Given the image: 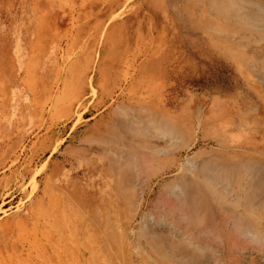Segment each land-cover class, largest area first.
<instances>
[{"label":"rangeland","instance_id":"obj_1","mask_svg":"<svg viewBox=\"0 0 264 264\" xmlns=\"http://www.w3.org/2000/svg\"><path fill=\"white\" fill-rule=\"evenodd\" d=\"M36 1H28L31 10L25 12L24 19L27 23L30 20L31 25L39 27L32 10ZM254 1H263L264 4V0ZM20 3L21 0H3L1 5L10 15L15 13ZM62 3L71 9L70 30L64 34L57 32L55 47L51 48L49 54L40 55L43 50L39 47L29 49V54L34 56L27 68V74H19L16 65L10 60L9 52L8 57L6 55L1 58L4 63L0 66V264H125L130 253L136 254L138 249L134 247V242L132 247L125 246L128 240H121L120 237L130 224L135 228L139 224L141 227L143 225L140 219L131 218L137 211L130 205L128 206L132 208L127 210V205L125 206L112 187L116 182L124 183L123 180H126L120 178L116 169V166L121 164L118 162L113 166L103 164L102 161L90 162V157L99 160L97 150L110 145L100 141L98 137L113 123L117 110H122V102L138 105L141 101L143 106L147 105L176 121L181 130L187 133L186 141H182L181 135L180 142L177 141L179 137L177 139L175 136L179 134H174L171 139L168 135L167 139L169 131L163 128L167 131L164 130V138L160 125L162 132L158 130L163 138L158 135L157 128L153 127L157 132H154L155 135L151 134L152 137L149 133H137L135 139H132L134 141L131 140L133 143H127L130 144L128 147L124 143L128 140L127 136L124 142L122 140L124 144L117 142L119 146L125 147L116 150L114 146L111 147L112 153L115 151L114 154L123 151L132 157L137 149L139 151L142 148L141 153L146 151L144 139L155 144H165L167 140L169 142L166 145H173L172 148H176L178 144L180 147L185 143L189 144L181 148L177 146L176 150L172 149L174 151L167 153L166 161H170L166 162L168 166L164 165L165 169L178 166V172L176 176L174 172H168L157 180L154 179L147 204V210L153 209V212L156 205L161 204L158 200L165 196L166 192L169 193V185L173 186L172 182L178 184L175 178L179 174L192 176L207 158L213 157L214 161L220 163L226 159V163L232 162L233 159H256L263 161V164L264 80L260 77L264 78V39L258 42L260 45L252 41L254 35L257 36V41L261 37L253 26L234 29L233 20L237 23L238 15L234 16V19L233 16L232 19L226 17L225 23V18V21L222 19L224 16H218L215 5L212 10L208 0H63ZM116 3L119 6L115 5ZM33 8L35 12L40 9L36 6ZM21 9L18 10L19 15L22 13ZM206 24L211 27L219 25V32L213 28H202L207 26ZM29 33L32 36V32ZM237 37H240V40ZM249 41L253 43L250 44ZM153 128L151 131H154ZM69 132L68 138L64 139ZM93 137H97L98 142ZM170 140H176L175 143L178 144L175 145ZM134 143L138 144L136 148L140 145L143 147L140 146L131 153L129 150L131 146L135 147ZM69 147H72L70 153L82 156L86 163L81 172L82 179L73 177L71 183H86L87 187L91 188L94 182L99 187L97 193L76 189L65 191L57 186L62 181L60 177L51 174L53 160H61V154ZM131 150L133 151V148ZM55 151L58 153L50 157ZM114 154L109 153L108 157L112 155V158H119L120 155ZM144 154L142 156L145 157ZM124 155L126 154L121 155L124 161L121 162V158L117 161L125 162ZM49 157L51 161L48 163ZM130 157L126 159L130 160ZM193 160L198 161L195 163L196 166L198 164L195 169ZM138 162L136 159L135 163ZM125 167L124 165L122 169ZM191 168L195 172L191 173ZM152 174L145 177L143 185L150 181ZM252 177L248 165L238 172L232 171L228 176L220 178L225 181L228 179L229 187L235 185V188L232 187L235 192H232L233 189L228 187L227 182H223L227 192H231L233 196H228L226 191H220L221 196L226 195V202L231 197L229 205L233 204L231 200H234L233 205H236L235 208H229V205L225 208L231 211L244 209L232 197L236 195V198H240L241 195L243 198V190L249 188ZM119 178L121 182L117 180ZM220 182L222 183V180ZM127 183L126 180L124 184ZM211 183L218 188L216 183ZM262 187L258 190V197H262L259 203L257 202L259 207H249L251 202L245 205V210L255 211L258 224H262L256 226L264 233ZM137 192L140 193V189ZM137 192L134 191L132 195L136 197ZM33 199L38 202L32 218L30 214L26 215V210ZM217 199L216 196V205H225H221L225 199L222 201V198H219L221 200L218 203ZM88 200L100 207L91 210L93 204L88 207ZM137 200H132V203L137 204ZM111 205L117 209H112ZM219 207H215V222L206 219V222L200 221L201 228L211 223L215 226L216 223L214 229L217 232H214L213 236L210 235V241L208 237L205 238L212 243L211 247L202 237L207 243L203 245L209 249H200L205 247L200 245L199 251L207 252V259H213L212 264H264V243H253V239L248 240L249 236H241L239 230L235 231L230 214L223 218L224 220L217 218V214H220ZM158 208L155 209L158 211ZM118 209L123 213L118 214ZM103 211L106 214L103 215ZM86 214H89L88 219ZM249 214V217L255 218L253 213L251 216ZM103 219H106L103 222L106 228L102 224ZM109 225L111 228H108ZM113 226L117 233H120V237L117 236L119 234L115 236ZM89 229L94 231L89 232ZM94 232L100 238L104 234L103 237L108 238L107 236H111L108 233H114V239L119 237L115 239V243L121 241L119 244H111L113 237H109V241L105 238L95 239L97 236L95 237ZM86 235H89L90 241ZM101 240L103 243L107 241L109 248L118 245L116 247L123 258H120L119 254L118 259L115 257L118 251H114L115 256L110 255L111 259L106 258V242L103 244ZM88 245L92 247L93 253L90 257H85L83 254ZM202 252L201 258H206Z\"/></svg>","mask_w":264,"mask_h":264},{"label":"bare ground","instance_id":"obj_2","mask_svg":"<svg viewBox=\"0 0 264 264\" xmlns=\"http://www.w3.org/2000/svg\"><path fill=\"white\" fill-rule=\"evenodd\" d=\"M262 2L263 1H261V3H260L259 1H254V0H208L209 7H211V9H212L213 5H215L217 12H219L218 16H220V14L224 16L222 19L224 20V18H225V20H226L225 23H227V18L226 17H229L230 19H232V16H233V19H234V16L237 17V15H238L239 22H238L237 18H236L237 23H236L235 20H233L235 22V25H234L235 28L234 29L238 30L237 28H241V27L243 28L244 26H247V27L253 26V27H255L254 29H257L259 31V35L261 37H259L260 40L257 41V39L255 40V38L257 36L255 37V35H254V40H252V41H254V43L255 42L258 43V42L262 41V39H264V4H262ZM115 5H117V3ZM155 5H157V4H155ZM117 6H119V5H117ZM156 8H158V6ZM184 10H185V8H184ZM234 22L232 24H234ZM208 25H210V24L208 23ZM208 25L205 26V27L202 26V28H205V30L206 29L207 30H211V28L219 30V28H218L219 25L218 26L216 25L214 27H211V26H208ZM212 25H215V24L213 23ZM208 27H210V28H208ZM251 29H253V28H251ZM224 32H226V31H224ZM242 32H243V30H242ZM234 35L235 34L233 33V37H234ZM229 36H230V34H229ZM240 37H237V38H239V40H240ZM247 37H249V36H247ZM237 41H238V39H237ZM241 42H243V41H241ZM251 42L249 41L250 44H251ZM245 44H247V43H245ZM258 44L260 45V43H258ZM183 65H184V63H183ZM260 78L264 80V78H262V77H260ZM263 86H264V82H263ZM131 103L122 102V104L120 106V108L122 107L121 108L122 112L117 110V113H116L117 116L113 118L114 119L113 123L111 125L109 124V127H107L104 130V132L101 133V136H99L100 134L98 133L99 134L98 136L100 138L98 136L97 137H98V139L100 141L104 142L105 144H110V145L101 147L100 150H97L99 155H100V156H98L99 160H94V159H92L93 157H90V159H89L90 162H93V163H95L96 161L97 162H101L102 161L103 164H111V165L117 164L119 162V164H121V165L120 166L117 165V166H119V168H117V166H116V169H118L117 171L120 174V178L126 179L128 181L127 184H124V183H126V180L122 179L123 181H125L123 183V182H121V180L119 178L117 180H119L121 183H117L116 182V184H114V186H112V187L115 190L116 195L122 200V202L125 204V206L127 205V207H126V208H128L127 210H130L132 207L135 208L137 213L134 211L136 214H135V216L133 215L131 218H133V220L140 219V221L142 222L143 226L142 227L139 226L140 225L139 222H138L139 225H138L137 228H135V226L132 227V225L130 224L129 228L126 227V229H125L126 231L124 232V235L122 234V237H120L121 236L120 233H117L118 231L113 226L115 231H116L115 236L117 234H119L117 236H119L121 240H122V238L123 239L125 238V239L128 240V243L125 246L130 245L132 247V243L134 242V247L138 249V252L136 254L133 253V252H132L133 254L130 253L131 255L128 256V262L125 263V264H199V263H201V261L203 262V258H205L204 256L201 258V256H202L201 252L203 250H201V252L199 250L200 249H205V251H207L209 248L206 249V246L203 245V244H207V243H205V241H203L202 237L204 239L208 237V240L210 241V239H211L210 235L212 234L211 236H213V234H215L214 232H217V231L214 229V227H216V223H215V226L213 225V223H211V224H209L210 226L206 225L204 228L203 227L201 228L202 225H200L201 224L200 221H204V219H206V220H209V221L212 220V222H213L215 220V211H216L215 207L216 206L219 207L218 206L219 205L218 202L221 200L219 198H222V201H223V199H225L224 197L226 196L225 195L224 197H222L220 191H226V193H228L227 192V188H226V186L223 183L225 180L220 179V178H223L224 175L228 176V173L231 174L232 171L238 172L239 170H241L242 167L248 166V165H249V167L251 169L252 176H253L251 181H250V186H249L248 189L244 188L243 193H242V197L243 198H241V195H240L241 199L239 197L236 198V195H234V197H232L233 199H236V201L239 202L244 207V209H242V211H239V210L238 211L237 210L236 211L235 210L231 211V210H229L230 207H234L235 208L236 205L234 206L233 204H235V201L231 200L232 203H233L232 204L233 206L231 204H230L231 205L230 206L228 202H229L231 197L228 199L227 202H226V199H227L226 198L224 200L225 202L221 203V205L224 204V203H225V205H222L223 207L220 205L221 207L218 208V211H220L219 212L220 214H217L216 217L220 218V219H223V218H226V216L228 214H230L229 217L232 218V220H233V222H232L233 224L232 223L231 224L233 225V228H234L235 231L239 230L240 231L239 233L241 234V236H244V235L246 237L249 236L248 240L251 241L253 239L255 241L253 243H256V242L264 243V235H263L264 233H262L263 230L257 228V226H256V224H258L259 222H257V216L254 214L255 211L251 212V210H249V212H251L249 214V212L245 210L247 208V207H245V205L250 204L251 202L252 203H251V205L249 207H251V208H253L254 206L256 208H257V206L259 207L260 204L258 205V203H259L258 201L262 197L261 198L258 197V192H259L258 190H260V188H259L260 186H263L262 188L264 189V168H263L264 167V165H263L264 163L262 164L263 161H259V160L257 161L256 159H254V160L233 159L232 162H230V163L227 162L226 163L225 161L227 159L225 158L226 159V160L224 159L225 163L224 162L220 163V162L214 161L213 157H210V159L207 158V159H205L204 162H202L200 168L198 170L196 169L197 172H195L194 169L198 166V164H197V166L195 164V163H198V161L196 162L195 160H193L194 163L192 162V164H194V169L192 170V168H191L190 171H191V173H193L192 171H194L195 173H193L192 176H185L183 174H179L178 177L175 178V180L178 181V184L175 185L174 182H172L171 185L173 184V186L169 185V187H170L169 193L166 192L167 194L165 193V196H162L159 199L160 201L157 199L158 202L161 203V204H160V206L156 205V207L157 208L159 207L161 210L158 208V211H157V209H155L156 207L155 208L152 207V208H154V212H153V209H152V211L150 209L147 210V204L149 202L148 198H149V195H150L151 186L154 183V179L157 180L158 178L162 177L164 174H167L168 172H174L175 176H176V174L178 172V168H177L178 166L177 167H171L169 169H165L164 165L168 166V164L166 162L170 161V160L166 161V158L168 156L167 153H169V151L170 152L174 151L172 149L176 150V148L180 147V145L178 144V142H177L178 145L175 143L176 140H170V142L173 141V144L175 143V145L178 146V147L176 146V148H172L173 145H171L172 147L171 146H167L168 142H169L167 140H165V142H166L165 144H163V142L155 144V143H151L150 140H145L144 139V145L146 146V151L144 150V153L146 152V154H144L143 152L141 153L142 148H141V150L138 151L137 148L142 146V145H140V143H139L140 146H138L137 148H136V146L138 144L134 143L135 147L131 146V149L133 148V151L130 148H129L130 149L129 151L132 153V152H134L137 149L136 151L140 152L141 154L135 152L136 154L133 153V155H131L132 157H130L128 152L126 153V152L121 151L122 152L121 153L120 151L117 150L121 154L119 153V155H120L119 156L117 154L118 152L116 151L117 153H115V154H117V156H119V158L118 157L116 158V156H115V158H112V155H110L113 160L110 158V156L108 157L109 153L114 154V152H115V151H113V153H112L111 147L114 146L113 148H115V150L117 148H121L122 149L123 147H125V145H123V147H121V146H119L117 144V142H119V144H120V141H121V143H123L125 141L124 138H127V137H128L127 139L130 140V142H128V140H126V142H124V143H126V146L128 147L130 144L128 145L127 143H133V142H131V140L135 139L134 137L137 136L136 135L137 133L138 134L140 133L141 135H145V133H149L150 136H151V134H153L154 132L158 131V135L162 136V134H160V133L162 132L163 128H165V129H167L169 131L167 133V135H166V133L164 134V130L165 129L163 130V134H164V136L165 135L167 136V139H169V138L171 139L176 134L177 135L179 134V136H175V138L177 137V139L179 137V139L177 141L181 140L180 139V135L183 136V137H181L182 141L183 140L186 141L187 140L186 139V134L187 133L185 131L181 130L180 125H178L176 123V121H173V119L167 118L164 114H161L158 111L156 112L155 110L147 107V105L143 106L142 104H140V103H142V101L138 105H134V104H131ZM241 122L244 124L243 120ZM160 125L162 127V130L159 127ZM153 127H156L157 131H155V128H153ZM151 128H153L154 131H151ZM158 129H160V131H161L160 133H159ZM215 129H216V127H215ZM171 133H172V135H171ZM149 134H146V135H149ZM153 135H155V133ZM168 135H170L169 138H168ZM125 136H127V137H125ZM156 136H157V134H156ZM164 136H162V138ZM166 136L164 138H166ZM226 136H227V134H226ZM226 136H224V137H226ZM97 137H95V138L93 137V139L94 140L96 139V141L98 142ZM160 138L158 140H160ZM230 138H232V137L230 136ZM146 139H148V136H147ZM122 140H123V142H122ZM151 140H153V138ZM132 141H134V140H132ZM221 141H223V140H221ZM138 142H141V141H138ZM113 144H116V145H113ZM185 144H186V146L189 145L187 143H185ZM185 144L182 145V146L185 147ZM117 146H119V147H117ZM109 150H111V151L108 153ZM123 153L126 154V155H124V156H126V158L130 157V160L129 159L127 160L124 157V159L127 161V162L126 161L123 162L124 164L121 163L122 161H124L123 157L121 156ZM142 154H144L145 157L142 156ZM134 155L137 158L133 157ZM120 158H121V162L117 161ZM132 159L134 160V162H133ZM136 159H137V161L139 160V162H141L140 164L143 165V166H141L139 164V162H138L139 167L140 168L142 167V169H139V167L137 166L138 164L135 163ZM131 161H132V163H131ZM124 165L126 166L125 167L126 170H124L125 168L122 169ZM132 166H133L134 169L131 168ZM105 167L107 168L108 166L105 165ZM119 169H122L121 170L122 173H121V171H119ZM187 169H190V168H187ZM125 171H126V173H125ZM184 171H185V169H184ZM245 171H246V169H245ZM148 174H152V178L150 179V181L146 182L147 184L143 185ZM186 174L188 175V173H186ZM248 176H246V177H248ZM241 177H243V176H241ZM226 178H228V177H226ZM218 179H220V181L222 180V183L220 181L218 182L217 181ZM240 179L243 180L242 178H240ZM241 180H239V181H241ZM115 181H116V179H115ZM172 181H174V180H172ZM211 181H213L214 184L216 183L218 185V188H215L214 185H212ZM227 181H229V180L226 179L225 183ZM227 185H228V182H227ZM229 186L230 185H228V187ZM234 186H232V187L235 188ZM245 186H247V185H245ZM132 187H138L140 189V193L137 192L139 189L138 190L136 189L137 190L136 191ZM232 187H229V188H231V190H232L233 189ZM229 188H228V191H230ZM263 189H261V191ZM131 191H132V193H131ZM134 191L137 192L140 195L139 198H138V194L135 195L136 197H134L132 195V194H134ZM232 192H235L234 189L232 190ZM250 192H252V193H250ZM218 193H220V195ZM260 193H262V192H260ZM161 195H162V193H161ZM222 195H224V194H222ZM230 195H231V192L228 193V196H230ZM94 196H93V198H94ZM216 196L219 199V200L218 199L216 200L218 205H216V203H215ZM231 196H233V195H231ZM132 197H134L135 199L132 198ZM93 198H91V199H93ZM136 198L138 199L137 200L138 203L136 204V202H134V201L133 202L135 204L132 203V200L136 201ZM81 202H84V201H81ZM87 202H88V207L92 206L91 204H93V201H89L88 200ZM226 203H228V204H226ZM239 203H237V204H239ZM114 205L113 206L111 205L112 209H113ZM128 205H130L132 207H130ZM135 205L136 206L138 205V206L136 207ZM227 205H229L228 206L229 208H225V206L227 207ZM94 206L95 205L93 204V206L91 207L92 208L91 210H93L94 208L97 210V208L100 207V206H97V205H96L97 207L96 206L94 207ZM114 208H116V207H114ZM137 208H138V210H137ZM234 208H231V209H234ZM262 208H263V206H262ZM119 209H118V211H120ZM88 210H90V209L88 208ZM88 210H85V211L89 212ZM100 210L101 209L99 208V212L102 213V211H100ZM105 211H103V215L106 214V213H104ZM114 211H115V209H114ZM121 211L118 212V214L119 213L122 214L123 212H121ZM97 212H95V213H97ZM101 213H99V214H101ZM252 213L255 216V218L253 216H252L253 218L248 216V214L251 216ZM99 214L97 213V215H99ZM108 214H109V211H108ZM86 215H87L86 216V218H87L89 216V214H86ZM90 215H91V212H90ZM168 216H170V217H168ZM93 217H95V216H93ZM93 217H92V219H94ZM117 217H116V219L118 220ZM230 218H228V219H230ZM106 219H103L102 224H103L104 220H106ZM108 219H110V218H108ZM228 219H227V221H228ZM259 219H261V217L258 218V220ZM98 220H100L99 222H101V219H99V217H98ZM130 221H131V219H130ZM89 222H91V221H89ZM204 222H206V221H204ZM260 223H261V221H260ZM89 224L90 223H88V225ZM102 224H100V225H102ZM105 225H104V227H105ZM259 225H262V224H258V226ZM127 226H128V224H127ZM91 227H93V225ZM102 227L103 226H101L100 228H102ZM109 227H110V225L108 226V228ZM235 227H236V229H235ZM262 229H263V227H262ZM127 230H129V231H127ZM213 230H215V231H213ZM93 231L94 230L91 231L89 229V232H93ZM99 232H101V230ZM140 232H142V233H140ZM86 234H87V232H86ZM96 234L97 233H95V237L97 236V238H95L93 236L95 239L99 238V240H100L101 238H105V237H103L105 234L102 235L101 238H100L99 235H96ZM89 235H91V234L89 233ZM89 235H86L88 239H89ZM108 235H111V236H107L108 238L109 237L111 238V237L114 236V233H108ZM119 237H115V239L116 238L119 239ZM108 238H105V240L106 239L108 240ZM115 239H114V237L112 238V240L114 241L113 243H112V240L109 239L111 241L110 243L114 244L115 243ZM121 240H118V242L121 241ZM208 240H206V241H208ZM88 241H90V239ZM209 241H208V246H210L212 244L211 242L209 243ZM101 242H102V240H101ZM105 242H104L105 244L102 242L104 244V247H106L109 244L107 241H105ZM118 242H116L115 244H117ZM200 245L205 246V247L202 248ZM116 246H118V245H116ZM116 246L115 247L112 246V248L110 246L111 249L107 246V250H106L107 251L106 252L107 255H105L106 258L109 257L111 259L112 255L115 256L114 253L116 251H118V248ZM115 248H117V250ZM110 250H111V252H110ZM98 251H100V250H98ZM262 251H263V249H262ZM112 252H113V254H111ZM198 252H200V253H198ZM92 253H93V249H92L91 246L88 245L86 247V252L83 255L85 257L86 256L90 257L92 255ZM116 254H117L115 256L116 258L118 256V254H119V257L120 256L122 257V255L119 253V251H118V253L116 252ZM198 255H199V260H200V258L202 260H200V261L198 260ZM84 256H83V258H84ZM205 256H206L205 261L208 262L209 260L207 261V256H208L207 252L205 253ZM209 257H211V256L209 255ZM116 258H114V259H116ZM117 259L115 261H117ZM210 261H209V263H210ZM212 261H213V259H212ZM212 261H211V264H212ZM203 263H201V264H203ZM205 264H207V263H205ZM213 264H216V263L213 262Z\"/></svg>","mask_w":264,"mask_h":264},{"label":"crops","instance_id":"obj_3","mask_svg":"<svg viewBox=\"0 0 264 264\" xmlns=\"http://www.w3.org/2000/svg\"><path fill=\"white\" fill-rule=\"evenodd\" d=\"M2 1L3 0H0V66L4 63L1 58L3 56L5 57L9 52L10 60L16 65V69L19 71V74L24 75L27 74V68L33 61L32 58L34 55L29 54L30 48L39 47L43 50L40 52V55H45L46 53L49 54L51 48L55 47L58 33L63 32L62 34H64L70 30L69 20L71 17V9L67 7L65 3H62L63 0H37L36 4L32 6V10L35 13V21L39 23L38 27L31 25L30 20L29 23H27L24 19L25 12L31 10L28 2L29 0H21L19 6L16 7L15 13H11L10 15L1 5ZM35 6L40 8L38 12H35V8H33ZM20 8H22V13L19 15L18 10ZM39 12L40 14H38ZM9 28L11 29L10 34ZM29 32H32V36ZM36 43H38V45H35ZM50 55L52 56V54ZM7 62L8 60L5 61V63ZM69 134L70 132L64 137V139L68 138ZM65 142L66 140L63 143ZM71 149L72 147H69L68 150L63 151L61 154V160H53L55 167L53 166L51 174H54L56 177H60L62 181L57 186L65 191H72L73 189H76L88 191L90 193H97L99 191V187L95 185L94 182L91 188L87 187L88 185L86 183H71L73 181H71L73 177H77V180L82 179L81 172L86 165L85 159L82 156L70 153ZM57 153V151L51 153L50 157H53ZM50 157L48 159V163L51 161ZM37 202L38 200L36 199H33L30 202L27 206L26 215L30 214L32 218L34 217ZM205 259L206 258H203V264H210L208 261L209 259H207L208 262H206ZM200 260L202 259L200 258Z\"/></svg>","mask_w":264,"mask_h":264}]
</instances>
